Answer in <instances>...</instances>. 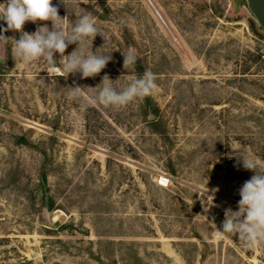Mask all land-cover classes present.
Wrapping results in <instances>:
<instances>
[{
    "label": "rangeland",
    "instance_id": "374dc122",
    "mask_svg": "<svg viewBox=\"0 0 264 264\" xmlns=\"http://www.w3.org/2000/svg\"><path fill=\"white\" fill-rule=\"evenodd\" d=\"M53 4L66 29L91 13L112 59L81 79L59 53L25 66L12 41L0 46V264H264V250L217 239L211 224L222 230L254 175L237 153L264 164V29L246 0ZM104 43L97 35L93 52ZM145 70L154 95L119 110L91 103L104 75L119 90ZM74 86L90 89L73 101Z\"/></svg>",
    "mask_w": 264,
    "mask_h": 264
},
{
    "label": "clouds",
    "instance_id": "9594fccd",
    "mask_svg": "<svg viewBox=\"0 0 264 264\" xmlns=\"http://www.w3.org/2000/svg\"><path fill=\"white\" fill-rule=\"evenodd\" d=\"M95 2L96 0H81V4ZM60 3L66 7V0H60ZM65 18L59 15V9L53 4V0H4V3H0V20L7 27L0 29V46L12 41V58L15 63L20 62L25 66L37 61L54 66L57 62L54 56L59 53L58 61L67 75L79 73L81 79L99 75L112 59L111 55L99 51L107 43L106 35L98 27L91 13L76 15L75 21L71 22L67 29L61 23ZM27 22L45 23L38 25L36 31L30 34L23 30ZM47 22H50L51 27ZM7 31L20 33L19 39L6 37L3 33ZM97 35H100L105 43L93 52L92 44ZM72 44H75L76 48L65 55L66 49ZM123 56V67L130 73L138 56L133 50ZM0 59L6 62L8 56ZM156 80L154 73L145 70L142 75L132 77L127 86L118 90L109 76L104 75L101 83L91 88L98 90L91 98V103L119 110L133 101L154 95L158 88ZM40 82L45 83L43 79H40ZM68 88V99L73 101L83 98L85 90L90 89L82 86ZM237 155L238 164H242L245 170L252 171L254 175L239 189L238 210L234 211L230 207L224 210L222 230L217 229L215 223L211 224L217 239L230 234L238 236L242 246L250 251L264 250V164L249 153ZM213 200L214 196L208 197L205 212L213 206Z\"/></svg>",
    "mask_w": 264,
    "mask_h": 264
},
{
    "label": "water",
    "instance_id": "95a60500",
    "mask_svg": "<svg viewBox=\"0 0 264 264\" xmlns=\"http://www.w3.org/2000/svg\"><path fill=\"white\" fill-rule=\"evenodd\" d=\"M246 3L258 24L264 29V0H246Z\"/></svg>",
    "mask_w": 264,
    "mask_h": 264
}]
</instances>
